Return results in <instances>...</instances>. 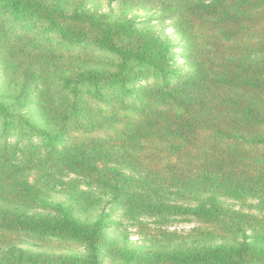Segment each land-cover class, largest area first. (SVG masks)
Instances as JSON below:
<instances>
[{"label": "trees", "instance_id": "16d2710c", "mask_svg": "<svg viewBox=\"0 0 264 264\" xmlns=\"http://www.w3.org/2000/svg\"><path fill=\"white\" fill-rule=\"evenodd\" d=\"M94 1L0 0V264H264V0Z\"/></svg>", "mask_w": 264, "mask_h": 264}, {"label": "rangeland", "instance_id": "374dc122", "mask_svg": "<svg viewBox=\"0 0 264 264\" xmlns=\"http://www.w3.org/2000/svg\"><path fill=\"white\" fill-rule=\"evenodd\" d=\"M91 6L95 8L96 10L100 12H108L110 9L115 8L116 4L112 3L111 0H96L91 3ZM129 14L131 16H136L137 20L141 22H146V21H152L151 24L155 26L156 30L160 32H165L166 35H169L173 40L178 42L176 39V36L171 28H169L168 23L166 24H161L158 21H156V18L158 14L154 11H148V10H130ZM21 83V80L19 76L16 74V72L13 69H8L7 71L3 68V66L0 64V95H4L6 98H10L13 96L17 90L18 86ZM34 112V110H33ZM75 180V178L70 177L66 178L64 180V183L66 185L60 186L57 188L56 191H53L52 194V199L56 202H62L65 204H72L74 202L73 196L78 195L80 191L82 190H88L83 184H79L78 189L70 184ZM108 200V197H105V201ZM224 203L236 210H241L246 213H251L255 214L257 213V203L252 200H246L245 202H237L229 199H225ZM107 213H112L111 207L107 206V204L104 202L102 206H100L96 211L92 213V218H96L97 215L102 213L103 211ZM113 218L116 221L123 222L125 224V227L127 228L129 224L127 221L121 216L120 213H114ZM148 226L150 229V233H147V231L142 230V229H137V228H129L123 229L121 232L117 233L116 231H113L115 229H111L110 235L112 237L117 238V240L124 246L127 247H136V248H142L145 246H148V238L146 234H154V228L155 225L153 224V221H148ZM200 224L196 221H192L190 223H180V224H175L172 228L169 229V231H177L178 233L181 234H187L192 230L193 228L199 227ZM26 249L32 250V251H49V252H58V253H78V251H75V249L72 250H66L62 248H43V247H37L32 244H27L23 246ZM106 264H112L113 262L111 260H105Z\"/></svg>", "mask_w": 264, "mask_h": 264}]
</instances>
